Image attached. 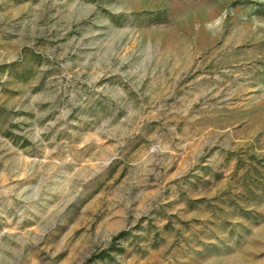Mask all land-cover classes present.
I'll use <instances>...</instances> for the list:
<instances>
[{"label": "rangeland", "instance_id": "1", "mask_svg": "<svg viewBox=\"0 0 264 264\" xmlns=\"http://www.w3.org/2000/svg\"><path fill=\"white\" fill-rule=\"evenodd\" d=\"M0 264H264V0H0Z\"/></svg>", "mask_w": 264, "mask_h": 264}]
</instances>
